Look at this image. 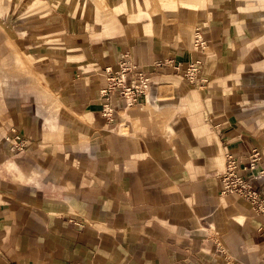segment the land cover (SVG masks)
I'll list each match as a JSON object with an SVG mask.
<instances>
[{"label": "crops", "instance_id": "1", "mask_svg": "<svg viewBox=\"0 0 264 264\" xmlns=\"http://www.w3.org/2000/svg\"><path fill=\"white\" fill-rule=\"evenodd\" d=\"M3 21L0 264H264V213L219 176L226 153L264 165V89L236 75L264 0H0ZM122 57L152 95L108 122L102 70Z\"/></svg>", "mask_w": 264, "mask_h": 264}, {"label": "built area", "instance_id": "2", "mask_svg": "<svg viewBox=\"0 0 264 264\" xmlns=\"http://www.w3.org/2000/svg\"><path fill=\"white\" fill-rule=\"evenodd\" d=\"M203 43L200 29L195 28L192 38L195 50H202ZM161 64L160 61L155 63L156 66ZM201 65L198 58L188 62L184 76L189 84L196 85L204 80L200 76ZM102 76L105 78V85L99 90V112L108 122L114 121L119 109L129 110L152 95L150 77L128 57H122L115 70L109 66L104 67ZM14 138V147L23 149V140L18 136ZM219 176L223 183L222 193L244 199L257 212L264 213V199L254 185L256 180H264V165L258 149L254 148L242 156L226 153L225 165Z\"/></svg>", "mask_w": 264, "mask_h": 264}, {"label": "rangeland", "instance_id": "3", "mask_svg": "<svg viewBox=\"0 0 264 264\" xmlns=\"http://www.w3.org/2000/svg\"><path fill=\"white\" fill-rule=\"evenodd\" d=\"M111 6H112L111 4L108 5V7H111ZM128 9L130 10V11L128 10V12H131V13L135 12L133 9H131L129 7H128ZM128 16H127V19L131 20V18H128ZM0 26L2 27L3 31L6 32V28H7L6 27V22L5 21L1 22ZM257 26L255 27V29H258V30H256V31L254 30L256 34L253 32L252 39L254 41V44L256 45L255 46V51H256V53L259 54L257 56V58L259 60L257 61L256 64L248 65L246 67L245 66H241V68H238L239 72L237 71V73H236V75H237V83H238L237 86H240V84L253 83V84H255L253 86L257 85L260 88L264 89V80L263 79H259V78H257L255 76V72H257L261 68V66L264 65V50L260 47V43L258 42V40H261V41L264 42V31H261L262 30L261 26H258V27ZM190 85H192V84H190ZM259 103L264 105V97L261 99V101H259ZM262 109H263V114H264V106H262Z\"/></svg>", "mask_w": 264, "mask_h": 264}]
</instances>
